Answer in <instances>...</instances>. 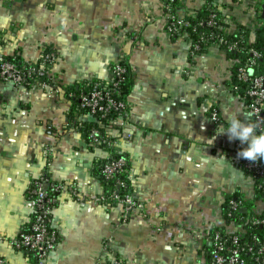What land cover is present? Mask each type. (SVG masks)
Instances as JSON below:
<instances>
[{"label": "crops", "instance_id": "obj_1", "mask_svg": "<svg viewBox=\"0 0 264 264\" xmlns=\"http://www.w3.org/2000/svg\"><path fill=\"white\" fill-rule=\"evenodd\" d=\"M260 1L178 0V8L180 16L197 17L215 7L233 32L237 24H252V5L259 8ZM166 27L162 0H0V53L27 63L46 49L57 55L47 88L0 83V258L6 264H33L11 240L32 220L29 189L39 178L55 198L50 225L59 233L47 264H105L111 257L122 264H209L212 232L236 230L223 207L235 193L254 199L253 181L232 147L247 143L230 140L226 130L217 135L229 117L246 121L248 114L230 88L235 62L215 45L193 51L188 31L173 35ZM248 29L252 39L253 26ZM122 62L133 79L127 116L110 121L106 133L115 142L99 147L83 130L92 116L66 89L109 81ZM110 151L126 157L139 204L124 223L121 205L96 200L113 190L99 169ZM253 207L260 212L264 203Z\"/></svg>", "mask_w": 264, "mask_h": 264}, {"label": "built area", "instance_id": "obj_2", "mask_svg": "<svg viewBox=\"0 0 264 264\" xmlns=\"http://www.w3.org/2000/svg\"><path fill=\"white\" fill-rule=\"evenodd\" d=\"M165 15L167 16V31L170 34H176L184 29H191L197 32L199 27H216V13L210 10L206 19L199 20L195 25L179 16L173 6L177 0H162ZM264 3V0L260 1ZM261 7L255 12L254 25L258 29L264 27V18L260 16ZM247 38L248 40L246 41ZM205 39H213V45L223 47L225 51L243 53V59L233 58V79L234 82L230 88L240 97L244 103V108L251 113V120L258 125L257 132L264 130V66L260 65L259 60L263 54L250 45V38L247 33H242L229 41L224 36H204L199 34L193 41V51L200 50V44ZM248 46V47H247ZM56 53L51 50H44L41 53L38 63H27L19 60L16 55H5L0 53V83H8L14 87L34 86L47 88V80L40 78L45 71L56 61ZM238 63V65H237ZM126 69L122 63L113 65L111 73L112 78L109 81H92L86 84L77 95L79 106L91 116L105 118L110 114L115 117L127 116L126 100L121 99V82L124 80ZM70 95H74L70 93ZM214 120L217 119V111L212 113ZM100 131L98 127H91L88 138L94 143H103L105 147H111L114 140L108 135L99 138ZM130 138L129 134H123ZM234 155L238 159L242 170L257 182V189L260 191L261 200L264 203V159L255 162L238 156V152L248 145L236 142L233 144ZM100 172L104 179L115 180L116 187L107 194L96 197L100 203H116L121 205V223L128 220L132 210L139 206L130 192L126 181L127 159L122 155H116L111 151L105 157L100 165ZM126 175V179H125ZM123 177V178H121ZM59 187H54L57 189ZM119 189L123 191L120 194ZM74 195H77V189L70 187ZM29 195L33 201L34 213L29 225L23 229L17 237L11 240V245L16 249L26 250L32 257L33 264H47V257L53 251L59 242V233L56 228L50 225V217L55 204V198L51 192L43 188V178L36 179ZM241 201L230 200L227 204L226 215L229 218H235L238 210L242 209ZM251 224L264 226V216L254 218ZM108 242L105 241V249H108ZM111 253V252H110ZM0 264H6V261L0 258ZM105 264H120L118 260L111 257ZM209 264H264V236L251 234L248 237L241 238L236 233L226 232L221 229H215L210 236V257Z\"/></svg>", "mask_w": 264, "mask_h": 264}, {"label": "trees", "instance_id": "obj_3", "mask_svg": "<svg viewBox=\"0 0 264 264\" xmlns=\"http://www.w3.org/2000/svg\"><path fill=\"white\" fill-rule=\"evenodd\" d=\"M175 12L180 16V10L178 8V0L174 3L173 6ZM252 8L256 11V9L258 8V4H253ZM210 10L215 11L216 13V20H217V25L216 27H207V26H202L199 27L197 32L192 31L191 29H184L186 31L189 32L190 36H192L193 41L197 39L199 34H203L206 37H209L210 35L214 36H224L226 37L229 41H233L234 37H236V39L238 38V36L242 33H247L248 34V27H250L251 25L253 26V38L250 40V45L253 46L255 49H257L259 52H261L263 54V57L259 60L260 65L264 66V27L261 29H258L257 27H255L254 21L255 18L253 17L251 20V25H246V24H237L236 30H234L233 32H229L227 30V23L224 21L225 16L222 15L219 11H217V9L215 7H209L207 9V11L204 12L203 15L201 16H197V17H192V16H181L183 18L188 19L192 25H195L199 20H203L206 19L207 16L210 13ZM247 37H249L247 35ZM246 39V41L248 40L246 37L244 38ZM206 41L201 42L200 44V50L199 52L205 51L209 46L213 45L214 40L213 39H205ZM248 47V46H247ZM221 49H223V47H219ZM48 50V49H46ZM227 54V57L230 59H233L235 57H240V58H244L245 56L243 55V53L240 52H233V51H225ZM16 57L20 60V58L16 55ZM38 63V62H37ZM122 65L125 67L126 72L124 75V80L121 82L120 88H121V99L125 100V98L128 96V94L131 91V87H132V83H133V79H132V74L130 72V69L128 68L126 63L122 62ZM238 65V63H237ZM47 71H45L44 73L41 74L40 78L43 80H47ZM99 81V80H97ZM234 82V79H233ZM86 84H84L82 87L79 88H67L66 89V93H73L74 95L71 96V98L74 100V104L83 112H86L85 110L81 109L79 106V99L77 98L78 93L80 92L81 89L85 88ZM115 114H110L105 118H100L97 116H92V118L90 119L89 122L84 123V132L86 133V136L88 137L89 131L91 129V127H98L99 131H100V135L99 138L102 137H106L107 133H106V127L109 126L110 121L115 117ZM89 140V138H88ZM97 146L99 147H105L103 143H95ZM103 162V161H102ZM101 162V163H102ZM101 165V164H100ZM100 169V168H99ZM101 175V172H100ZM101 177L103 178V176L101 175ZM123 178V177H121ZM128 178V176H127ZM104 179V178H103ZM125 179H126V175H125ZM106 180V179H104ZM109 185H111V187L114 189L116 187L115 185V180H106ZM127 181V179H126ZM128 183V181H127ZM254 199L253 201H245L238 193L233 194L234 199H236L237 201H241V204L243 207H245L247 209V212L243 213L241 212L239 209L238 210V215L235 218H229L226 215V210H227V206L223 207L224 209V213H223V217L227 220V221H233V223L236 225V230H234V233L238 234L241 238H245L250 236L251 234H256L258 236H264V226H260L259 224L253 225L251 224V221L254 218L257 217H263L264 216V209H262V211H256L254 210L253 205H255L256 201L261 200V194L260 191L257 189L256 185L257 182H254ZM120 194L123 193V191L121 189H119ZM253 207V208H252ZM122 264V263H120Z\"/></svg>", "mask_w": 264, "mask_h": 264}, {"label": "clouds", "instance_id": "obj_4", "mask_svg": "<svg viewBox=\"0 0 264 264\" xmlns=\"http://www.w3.org/2000/svg\"><path fill=\"white\" fill-rule=\"evenodd\" d=\"M258 125L251 120V113L246 115V121L237 116L229 117L226 129L217 131V135L227 131L230 140L238 139L247 143L248 147L238 152V156L249 161L264 159V130L257 132Z\"/></svg>", "mask_w": 264, "mask_h": 264}, {"label": "water", "instance_id": "obj_5", "mask_svg": "<svg viewBox=\"0 0 264 264\" xmlns=\"http://www.w3.org/2000/svg\"><path fill=\"white\" fill-rule=\"evenodd\" d=\"M261 17L264 18V3L261 4ZM240 211L245 213V212H247V209L245 207H242V209Z\"/></svg>", "mask_w": 264, "mask_h": 264}, {"label": "rangeland", "instance_id": "obj_6", "mask_svg": "<svg viewBox=\"0 0 264 264\" xmlns=\"http://www.w3.org/2000/svg\"><path fill=\"white\" fill-rule=\"evenodd\" d=\"M233 9H234L235 12H237V10H238V6L235 5ZM222 50L225 51L224 49H222Z\"/></svg>", "mask_w": 264, "mask_h": 264}]
</instances>
